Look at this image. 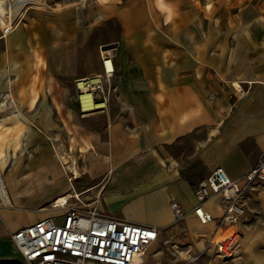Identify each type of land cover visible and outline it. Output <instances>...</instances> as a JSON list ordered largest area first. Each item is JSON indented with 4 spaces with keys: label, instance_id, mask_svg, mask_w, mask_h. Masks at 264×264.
<instances>
[{
    "label": "crops",
    "instance_id": "1",
    "mask_svg": "<svg viewBox=\"0 0 264 264\" xmlns=\"http://www.w3.org/2000/svg\"><path fill=\"white\" fill-rule=\"evenodd\" d=\"M14 2L16 10L44 4ZM103 47L114 68L109 99L82 111L74 82L101 72ZM262 150L264 0H88L31 7L10 32L0 30L9 199L0 205V260L24 263L11 233L59 217L63 207H40L78 193L107 215L157 228L138 264H264V183L246 192L238 225L218 226V193L203 203L211 221L192 213L194 183L216 166L238 177ZM72 167L79 175L69 179ZM235 228L239 245L221 257L211 241Z\"/></svg>",
    "mask_w": 264,
    "mask_h": 264
},
{
    "label": "built area",
    "instance_id": "2",
    "mask_svg": "<svg viewBox=\"0 0 264 264\" xmlns=\"http://www.w3.org/2000/svg\"><path fill=\"white\" fill-rule=\"evenodd\" d=\"M39 3H26L15 8L14 0L7 1V12L0 20V30L6 34L23 19L26 10ZM102 70L99 73L79 77L75 81L77 99L82 111L104 108L107 105L114 71L112 55L107 49L100 50ZM88 93L95 106L82 108L81 95ZM264 183V150L254 165L238 177H230L221 166H216L202 180L194 183L196 204L192 213L200 223L213 219L203 203L213 193L222 197V212L218 226L238 225L245 213L244 196L255 184ZM61 203L55 199L53 207H63L56 215L44 216L11 233L13 245L24 264H136L146 246L157 238L155 226L133 223L107 215L95 205ZM0 205H9L5 195V184L0 171ZM171 209L176 219L184 215L183 209L172 200ZM241 231L235 228L212 240L216 253L221 257L233 256L239 245Z\"/></svg>",
    "mask_w": 264,
    "mask_h": 264
},
{
    "label": "rangeland",
    "instance_id": "3",
    "mask_svg": "<svg viewBox=\"0 0 264 264\" xmlns=\"http://www.w3.org/2000/svg\"><path fill=\"white\" fill-rule=\"evenodd\" d=\"M87 1L88 0H76V1H74V0H71V1H67V0H43V2H44V4L41 6V5H32V6H30L28 9H30L31 7H41V8H61V7H63V6H66V5H80L81 6V4L84 2V4H86L87 3ZM27 11V10H26ZM81 64H83V66H86L87 65V63H81ZM90 74H93V73H90ZM89 75V74H88ZM75 81H76V79H75ZM74 84H75V82H74ZM76 87V86H75ZM76 99H77V92H76ZM77 102H78V99H77ZM61 158V160H63V166L65 167V163H66V157H64V156H61L60 157ZM73 169H75V168H73ZM76 170V169H75ZM77 171V170H76ZM74 173V172H73ZM73 173H67V175H68V177H69V179H72L71 178V176H72V174ZM76 176H78L79 174H78V172H77V174H75ZM76 176H74V177H76ZM77 196V195H76ZM78 197V196H77ZM52 201H46L45 203H43L42 204V206L40 207V208H45V209H53L52 207ZM68 203L69 204H76V203H78L77 202V200H76V198L74 197V196H72V198H71V200H68ZM58 211H56V213H57ZM59 214V213H58ZM55 219H59V217H55ZM18 264H24V263H18Z\"/></svg>",
    "mask_w": 264,
    "mask_h": 264
},
{
    "label": "bare ground",
    "instance_id": "4",
    "mask_svg": "<svg viewBox=\"0 0 264 264\" xmlns=\"http://www.w3.org/2000/svg\"><path fill=\"white\" fill-rule=\"evenodd\" d=\"M81 100H82V108H83V109H87V108H91V107L95 106V103L92 101L91 96H90V94H88V93H84V94H82V95H81ZM72 169H73V167H72ZM0 171H1V170H0ZM73 171H74V173L72 174L71 178L74 177V176H76L75 174H77V171H76L75 169H73ZM1 174H2V172H1ZM2 179H3V175H2ZM3 182H4V184H6V183H5V180H3ZM77 194H78V193H77ZM77 194H74V196H76ZM5 195L7 196L6 185H5ZM77 196H78V195H77ZM7 199H8V196H7ZM57 201H60L61 203H65V202L67 201V198H66V196H60V197L57 199ZM8 204H9V199H8ZM60 207H61V206H60ZM143 252H144V251H143ZM142 254H143V253H142ZM142 254H141V255H142ZM141 255H140L139 257L136 258V264L139 263V259H140Z\"/></svg>",
    "mask_w": 264,
    "mask_h": 264
},
{
    "label": "trees",
    "instance_id": "5",
    "mask_svg": "<svg viewBox=\"0 0 264 264\" xmlns=\"http://www.w3.org/2000/svg\"><path fill=\"white\" fill-rule=\"evenodd\" d=\"M14 262L12 260H0V264H13Z\"/></svg>",
    "mask_w": 264,
    "mask_h": 264
},
{
    "label": "water",
    "instance_id": "6",
    "mask_svg": "<svg viewBox=\"0 0 264 264\" xmlns=\"http://www.w3.org/2000/svg\"><path fill=\"white\" fill-rule=\"evenodd\" d=\"M103 48H105V47H103Z\"/></svg>",
    "mask_w": 264,
    "mask_h": 264
}]
</instances>
